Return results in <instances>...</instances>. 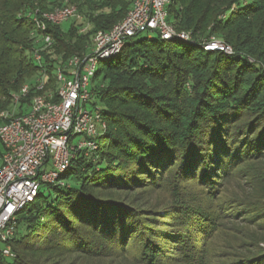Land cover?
Here are the masks:
<instances>
[{"label": "trees", "instance_id": "trees-1", "mask_svg": "<svg viewBox=\"0 0 264 264\" xmlns=\"http://www.w3.org/2000/svg\"><path fill=\"white\" fill-rule=\"evenodd\" d=\"M132 2L0 0V112L11 108L24 84L33 86L41 70L48 75L47 88H54L55 68L85 53L94 34L120 21ZM68 4L80 18L66 29L46 23L53 43L45 46L29 13ZM167 9L175 30L191 39L134 36L118 55L99 63L92 93L107 127L96 137L98 147L71 160L63 184L41 186L46 192L40 188L18 216L8 242L13 256L0 248V264H45L42 254L66 247L64 241H81L89 250L91 243L80 237L84 227L114 247L136 236L142 258L174 260L194 248L191 237L208 234L209 221L196 212L186 217L169 212L164 217L171 220L153 227L147 217L122 207L115 193L155 186L168 170L178 180L214 186L226 159L261 147L264 0H170ZM212 39L232 52L204 50ZM2 153L0 143V162Z\"/></svg>", "mask_w": 264, "mask_h": 264}, {"label": "built area", "instance_id": "built-area-1", "mask_svg": "<svg viewBox=\"0 0 264 264\" xmlns=\"http://www.w3.org/2000/svg\"><path fill=\"white\" fill-rule=\"evenodd\" d=\"M170 0H133L125 16L109 29L98 30L83 54L70 56L53 73L54 88H47L48 75L41 70L31 87L24 84L13 97V105L30 95L25 112H0V248L13 256L9 240L15 235L19 214L35 201L44 184H63L61 175L80 153L97 149L96 137L107 123L102 110L93 101L92 85L99 63L120 53L125 43L141 32L157 34L161 39L177 37L190 40V34L176 31L169 20ZM45 46L53 43L46 23L61 24L80 18L75 5H63L50 11L29 13ZM151 37L150 34H148ZM204 50L232 49L217 40L203 44ZM41 64V55L33 53ZM86 104L93 105L87 109ZM23 105V106H24ZM81 136L76 142L72 137Z\"/></svg>", "mask_w": 264, "mask_h": 264}, {"label": "rangeland", "instance_id": "rangeland-1", "mask_svg": "<svg viewBox=\"0 0 264 264\" xmlns=\"http://www.w3.org/2000/svg\"><path fill=\"white\" fill-rule=\"evenodd\" d=\"M70 21L63 22L62 28L66 29ZM148 34L154 36L143 31L135 38ZM92 102L102 108L97 97ZM18 105H12L9 111L18 113ZM86 108L92 109L93 105L86 104ZM22 110L25 112L27 107L24 105ZM80 138L71 139L76 142ZM235 159L225 160L226 166L214 186L197 179L178 180L175 171L168 170L155 186L115 193L122 207L147 217L153 227H162L165 219L171 220L170 216H164L174 211L177 215L183 211V217L192 212L195 216L196 212L207 219L208 234L191 237L190 245L194 248H188L181 258H142L143 246L136 236L114 247L84 227L80 229L84 233L80 237L91 243L89 250H84L81 241L77 244L64 241L67 246L63 250L45 252L41 259L45 264H264V143Z\"/></svg>", "mask_w": 264, "mask_h": 264}]
</instances>
